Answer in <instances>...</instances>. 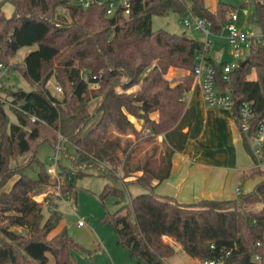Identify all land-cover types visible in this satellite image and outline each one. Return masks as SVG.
<instances>
[{
	"label": "trees",
	"instance_id": "trees-1",
	"mask_svg": "<svg viewBox=\"0 0 264 264\" xmlns=\"http://www.w3.org/2000/svg\"><path fill=\"white\" fill-rule=\"evenodd\" d=\"M130 0L129 16H108L105 5L84 7L81 0H2L0 1V61L8 70L20 69L33 83L31 91L12 90L0 86L7 94L16 123H9L6 102L0 101V264H76L74 251L84 248L65 231L53 238L49 234L61 221V214L51 210L43 222V202L35 195L46 190L52 176L38 158L39 148L49 143L56 147L57 132L65 137L64 144L77 148L76 165L85 169L65 175L64 191L72 190L75 178L92 169L108 178L100 196L104 201L115 196L120 208L105 215L104 223H112L118 244L125 246L133 264H165L175 255L170 238L198 260H217L223 264H264V181L248 195L242 192L235 199L201 200L192 204L179 203L172 197L158 194L148 181L137 179L146 192L123 203V190L117 187L133 172L143 171L159 182L171 173L172 157L186 146L188 132L195 120V110L187 108L185 95L194 83L193 68L205 42L183 32L154 30L152 19L167 12L206 18L212 32L220 33L237 8L219 3L215 12L206 8L204 0ZM11 3L14 13L3 10ZM248 3H242L244 8ZM254 12L249 23L262 29V42L224 79L226 62L215 64L217 84L234 100V116L239 125L238 107L243 101L253 104L257 116L264 117V7L252 0ZM62 8L64 12H59ZM25 47H35L24 58L23 67L13 65L11 58ZM171 68L187 73L172 87L166 76ZM258 70L256 79L249 75ZM54 78L63 90L62 98L46 87ZM96 84L97 87H91ZM134 86L140 88L128 92ZM99 99L96 110L88 113L92 99ZM157 112L158 118L152 117ZM144 121L138 130L129 116ZM256 116L255 122H258ZM36 117V120H32ZM121 135L164 134L171 147L170 161L165 170L150 172L148 168L129 166L130 154L122 164L123 178L116 171L101 166L106 159L119 163V152L125 154ZM245 147L250 148L245 139ZM62 151V148L60 149ZM64 153V151H62ZM65 154V153H64ZM30 156L27 164L11 167L19 156ZM35 164H40L35 172ZM34 173V174H33ZM264 178V169L253 176ZM17 176L9 191L8 181ZM144 177V176H143ZM131 183V182H128ZM68 186V188H66ZM14 228L26 230L18 233Z\"/></svg>",
	"mask_w": 264,
	"mask_h": 264
},
{
	"label": "rangeland",
	"instance_id": "rangeland-1",
	"mask_svg": "<svg viewBox=\"0 0 264 264\" xmlns=\"http://www.w3.org/2000/svg\"><path fill=\"white\" fill-rule=\"evenodd\" d=\"M2 1V0H0ZM190 5L189 1L187 0ZM248 3L244 8H239L242 3ZM252 0H204L205 6L209 10H216L219 3H225L233 5L237 8V25L248 34L260 36L261 27L257 23H249V16L253 14L255 8L253 4H249ZM3 10L7 16L14 13V7L11 3H6L3 6ZM59 12H64L62 8ZM192 20L190 11L184 14L174 13L172 11L167 12L164 15H155L152 19V27L154 30L164 29L172 33L181 34L187 32L188 35L193 36L199 40H205L203 33L196 31L194 28L187 27L184 24V20ZM212 45H210L209 53L218 63L232 62L233 56L231 48L226 38H219L213 34L210 36ZM35 49L34 47H25L20 49L17 54L11 58L13 65L18 64L23 67L24 57L30 51ZM172 69V68H171ZM170 69V70H171ZM179 70V69H178ZM187 72L180 70V73L175 71H169L166 78L173 84H177V80L184 76ZM178 74V75H177ZM258 76V70H254L249 79H256ZM0 86H4L12 90H25L31 91L33 89V83L29 81L22 73V71L16 67H10L8 70L4 69L0 71ZM56 86H60L58 82L51 78L46 87L51 93L57 97L62 98L63 90L59 91ZM91 87H97L96 84H91ZM140 86H134L129 89L128 92L136 91ZM0 101L6 102L5 109L9 118V123H16L17 117L14 114L10 99L7 94L0 91ZM99 99L94 98L90 102L87 112L92 113L96 110ZM130 120L135 124L138 130H141L144 121L142 119L135 118L128 115ZM152 117L157 119L158 113L152 114ZM115 136H121L123 146L129 144V150L123 154L119 152V163L111 164L104 159L99 164L103 167L116 171V174L123 178L124 172L122 164L127 154H130L128 165L140 168H148L150 172H159L160 169L165 170L170 161L171 147L165 139L164 134L156 135L152 133L142 134L141 137H137L134 134L121 135L116 130ZM65 137L59 131L57 132V139L55 145L60 143L62 151H58L57 148L49 143L43 144L38 150V158L42 162L44 169L52 176V184L49 185L46 190H42L35 195V199L38 202H43V216L45 222L51 215V210H57L61 214V221L57 228L49 234V238H53L58 233L65 231L76 242L84 246L82 249L74 251L76 264H133L129 250L122 245L118 244V238L116 231L112 223H104L103 217L108 214H115L120 208V204L117 203V198L113 195L108 196L104 201L100 198L105 186L111 181L97 174L92 169H87L84 174L75 178V185L73 189L65 192L63 185L66 178L65 175H60L59 163L64 165V174L70 173L71 176L79 174L86 167L84 165H76L77 148L71 143L64 144ZM30 156H19L11 162V167L16 168L28 163ZM35 172L39 171L40 164H35ZM54 169L56 172L54 173ZM258 169L250 173L249 178H253V174ZM34 174V173H33ZM144 176V177H143ZM259 176V175H257ZM17 176L12 177L5 185L4 190L9 191L12 187ZM142 181L152 182L154 178L144 172H133L132 176L127 178L124 184L119 182L117 187L124 192L123 203L130 202L131 197H135L138 194L146 192V189L140 183L136 182L137 179ZM131 182V183H128ZM68 188V186L66 187ZM264 206V203L255 204L252 208L259 210ZM82 221L84 225L80 227L78 223ZM18 233L26 234V230L21 228H14ZM175 248V255L167 259L165 264H199L198 259L191 257L180 244L173 241L170 238H166ZM145 264V263H141Z\"/></svg>",
	"mask_w": 264,
	"mask_h": 264
},
{
	"label": "crops",
	"instance_id": "crops-1",
	"mask_svg": "<svg viewBox=\"0 0 264 264\" xmlns=\"http://www.w3.org/2000/svg\"><path fill=\"white\" fill-rule=\"evenodd\" d=\"M215 36L224 38L220 33ZM209 58L220 64L211 54ZM170 71L180 73L175 68ZM185 102L187 108L195 110L193 124L185 129L186 146L173 155L169 177L162 182L154 179L152 186L158 194L182 204L235 199L256 167L233 111L210 107L202 86L195 81L185 95Z\"/></svg>",
	"mask_w": 264,
	"mask_h": 264
},
{
	"label": "built area",
	"instance_id": "built-area-1",
	"mask_svg": "<svg viewBox=\"0 0 264 264\" xmlns=\"http://www.w3.org/2000/svg\"><path fill=\"white\" fill-rule=\"evenodd\" d=\"M259 4L264 7V0H257ZM84 7H89L92 4L105 5L107 8L108 16H116L121 12L124 16H129L131 12L130 0H81ZM192 15V20H184V24L187 27L194 28L205 36V48L197 58L193 68L194 81L202 86L204 97L207 104L213 108H225L227 110H234V100L230 93L222 92L217 84V74L215 67L208 61L210 45L212 41L210 36L212 32V23L206 18L196 17ZM239 16L237 13H233L229 22L223 25L220 32L221 36L226 38L232 52L233 61L226 62L224 65V79H230V72L233 71L241 61L245 60L252 52V48L255 44L262 42L263 34L260 36L248 34L243 31L238 25L237 20ZM216 35V34H214ZM6 69L3 63L0 61V71ZM56 89L61 91L60 86H56ZM257 114L253 104L249 101H243L238 107V119L239 129L247 140L250 148V154L255 161L256 169H264V117L257 116L258 122H255ZM32 120H36V117H32ZM60 151V143L56 146ZM56 169H54V173ZM242 191L238 190V194ZM79 226H83L84 223L80 221ZM254 264H259L260 258L254 259ZM199 264H223L222 261L217 260H198Z\"/></svg>",
	"mask_w": 264,
	"mask_h": 264
},
{
	"label": "water",
	"instance_id": "water-1",
	"mask_svg": "<svg viewBox=\"0 0 264 264\" xmlns=\"http://www.w3.org/2000/svg\"><path fill=\"white\" fill-rule=\"evenodd\" d=\"M175 85L176 84H173L172 87H175ZM263 181H264V178L261 176H255L253 178L247 179L244 184L242 193L244 195L253 193L256 190L257 186L261 184Z\"/></svg>",
	"mask_w": 264,
	"mask_h": 264
}]
</instances>
